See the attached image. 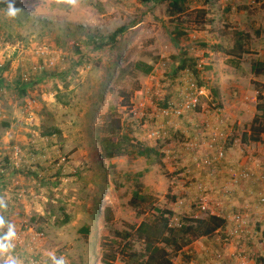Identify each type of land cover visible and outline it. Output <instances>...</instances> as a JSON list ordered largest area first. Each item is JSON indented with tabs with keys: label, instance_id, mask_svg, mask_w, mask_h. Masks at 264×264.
I'll return each mask as SVG.
<instances>
[{
	"label": "rangeland",
	"instance_id": "obj_1",
	"mask_svg": "<svg viewBox=\"0 0 264 264\" xmlns=\"http://www.w3.org/2000/svg\"><path fill=\"white\" fill-rule=\"evenodd\" d=\"M168 1L16 0L14 17L6 14V3H0V198L8 204L0 216L17 232L14 249L0 253V260L10 254L21 264H52L54 254L64 256L68 264H104L99 255L103 247L113 252L108 244L116 237L113 230L131 229L148 215L129 203L139 182L158 207L170 208L178 217L211 214L197 209L196 185L202 174L188 150L190 143L198 142L202 154L206 139L188 134L178 124L190 112L222 108L212 92L217 90L219 71L214 59L237 31L229 21L231 6L256 12L263 4L189 0L184 14L170 18ZM179 27L187 34L178 35ZM118 28L123 31L109 40ZM40 45L64 60L38 72L34 81H25L24 75L43 60L35 55ZM185 54L202 62L198 68L206 95L195 111L169 124L158 108L178 105L189 91L190 78L196 81L178 67ZM139 60L153 64V72L145 75L135 69ZM244 87L248 91L250 83ZM250 98L245 100L246 111L256 103L264 109V97L261 102ZM110 106L126 125L135 123V137L155 146L157 155L110 161L99 157L95 127L103 123ZM29 111L34 115L31 122ZM196 123L201 130L196 133L205 134L203 121ZM162 125L167 131L163 137L149 136L152 128ZM215 201L211 209L226 214L216 209ZM107 207L111 231L105 227ZM4 231L6 226H0V233ZM219 236L224 239L225 233ZM262 236L264 224L257 223L231 242L250 237L262 246ZM245 251L240 252L242 258L253 256L264 264L261 253ZM174 260L179 261L178 256ZM113 264L125 263L118 256Z\"/></svg>",
	"mask_w": 264,
	"mask_h": 264
},
{
	"label": "crops",
	"instance_id": "obj_2",
	"mask_svg": "<svg viewBox=\"0 0 264 264\" xmlns=\"http://www.w3.org/2000/svg\"><path fill=\"white\" fill-rule=\"evenodd\" d=\"M230 2H255L257 4H263L262 9H257L256 12L249 11L248 7L231 6L232 14L229 17L232 29H236L234 32L233 40L227 47H222L217 51L216 59V82L217 90L213 96L219 100L223 106L216 111L204 110L203 112L195 115L190 112L187 116L181 119V123L178 124L180 128H183L188 134L201 135V139H209L210 134L206 132L196 133L201 131L196 129L198 119L203 122L208 119L214 122H218L222 127L232 126L237 127L240 131L242 129L250 128L254 123V119L258 118L263 120V110L258 109L256 103L253 107L248 105L250 110L246 111L244 104L245 100L250 98L252 101L260 100L264 97V0H229ZM233 4V3H232ZM225 13V11H223ZM226 16H229L226 13ZM219 37L222 35L217 34ZM237 36V37H235ZM218 41V40H217ZM11 81V76L9 77ZM250 83L249 90H245L244 84ZM243 84V85H242ZM261 84V87H258ZM252 93L249 97V93ZM263 94V95H261ZM261 97V98H260ZM260 98V99H259ZM219 102V103H220ZM261 102V100L259 101ZM139 115H143L140 113ZM213 122V123H214ZM190 131V132H189ZM252 131V129H251ZM245 141L250 144V152L258 158L264 159V153L256 155L257 152L264 151V133H261L255 138L251 134H246ZM251 136V138H250ZM230 150V149H229ZM202 154L204 158L209 155L206 150L203 149ZM231 162H236L241 158L239 153L232 150L229 151ZM238 162V161H237ZM248 165H251L249 162ZM223 179L218 181L221 185ZM254 190V186L249 182H240L234 186V192L232 195L222 198L217 189V193L213 194V199L217 203L216 209L228 213L234 209H237L240 204L245 200L250 190ZM222 203V206H218V203ZM219 230V229H218ZM216 231L211 236H203L190 242L182 250V253L178 255L179 261H175L176 264H260L257 259L242 258L241 250H246L249 255L254 252L261 253L264 256V244L261 246V241H256L250 237H243L235 242H223L218 240L219 231ZM264 242V236H262ZM255 249V251H252ZM257 249V250H256ZM237 251V252H236ZM239 252V253H238ZM236 253V254H235ZM260 254V255H261ZM257 255L256 257L260 256ZM98 256V251H97ZM103 254L99 255L100 261ZM187 260H185L184 258ZM264 260V257H262ZM99 264V262H97Z\"/></svg>",
	"mask_w": 264,
	"mask_h": 264
},
{
	"label": "trees",
	"instance_id": "obj_3",
	"mask_svg": "<svg viewBox=\"0 0 264 264\" xmlns=\"http://www.w3.org/2000/svg\"><path fill=\"white\" fill-rule=\"evenodd\" d=\"M143 1L150 2L156 0ZM188 1L169 0L167 3L169 17L173 18L184 14L189 9L187 6ZM177 30L175 32L178 35L187 34L182 27H179V30ZM122 31L123 28H118L109 35V40L116 39ZM99 45L102 46V44ZM197 65L196 58L185 54L181 58L178 67L180 70H187L194 76V79L198 80L197 82L200 86H205L201 71ZM134 68L145 75H149L153 72L154 65L139 60L135 62ZM28 81L32 82L34 80ZM260 85L258 87H261ZM261 88L264 89V84ZM21 89L24 91L25 85L22 84ZM212 92L213 94L216 93L214 89ZM258 107H261L260 103ZM262 119H254V123L251 126L252 137L255 136L256 138L261 133H264V115ZM134 125L135 123L126 125L122 121L121 116L118 115L116 109L110 106L103 123L95 127V139L98 144L99 157L102 160L110 161L121 156L144 157L148 159L153 155H157L158 151L155 146L147 145L135 137ZM246 137L245 135L244 138L246 139ZM143 189L144 184L139 182L133 191L129 203L138 213H147L148 215L139 224H134L131 229L113 230L109 215L110 209L108 207L105 209V227L110 231L113 230L116 237L108 243L113 252L108 253L106 248L103 247L104 251L101 261L104 264H113L118 256L125 264H176L174 258L182 253L185 246L200 237L213 235L225 224V219L216 214H209L207 217L202 218H188L180 215L178 217L179 221L174 222L172 218L177 216V213L170 208L163 209L158 207L152 195L144 192ZM137 243L141 244L140 247H136Z\"/></svg>",
	"mask_w": 264,
	"mask_h": 264
},
{
	"label": "built area",
	"instance_id": "obj_4",
	"mask_svg": "<svg viewBox=\"0 0 264 264\" xmlns=\"http://www.w3.org/2000/svg\"><path fill=\"white\" fill-rule=\"evenodd\" d=\"M35 55L43 60L38 65H34L31 72L24 75L25 81L32 80L34 75H38V72L54 68L64 60L62 54L57 55V51L56 53L51 51L47 45L36 47ZM197 66L201 67L202 62H199ZM188 90L178 105L159 107L158 115L168 118V123L171 124L173 120L183 117L187 111H195L199 106L200 97L206 95V90L192 78H190ZM27 120L29 122L34 120V115L30 111ZM203 124L204 131L210 134V138L204 142V149L209 156L204 158L205 155L199 153L198 142L190 143L188 146L189 154L192 156L197 170L202 174L196 185L197 209L199 212L210 211L211 214L219 215L225 219V224L218 230L219 234L224 232L225 237L222 239L221 236H218V240L228 242L233 238L250 233L257 223L264 224V159L255 157L250 152L249 143L251 141L247 142L244 139L246 134H251L250 128L240 131L237 127H222L219 122L213 123L208 119ZM166 133L164 125L156 126L149 132V136L160 138ZM231 139L233 142L229 148L226 145ZM229 149H233L234 152L237 151L241 155L238 162L230 161L232 156H230ZM249 162L251 165H248ZM220 179H223L221 185L218 184ZM240 182H249L254 186V190H250L237 209L224 215L216 213L213 208L211 209V201H213L211 191L214 187L216 191L218 189L221 197H228L234 192V186ZM218 206H222L220 201ZM172 221L178 222V216H174Z\"/></svg>",
	"mask_w": 264,
	"mask_h": 264
},
{
	"label": "clouds",
	"instance_id": "obj_5",
	"mask_svg": "<svg viewBox=\"0 0 264 264\" xmlns=\"http://www.w3.org/2000/svg\"><path fill=\"white\" fill-rule=\"evenodd\" d=\"M0 3H6L7 15L14 17L17 14L18 8L16 7V0H0ZM8 204L6 200L0 198V209H7ZM0 226H6V231L0 233V253H11L15 245L13 241L16 238V226L7 222L3 216H0ZM52 264H68L64 256L57 257L50 255ZM0 264H21V261L14 255H7L4 259L0 260Z\"/></svg>",
	"mask_w": 264,
	"mask_h": 264
}]
</instances>
